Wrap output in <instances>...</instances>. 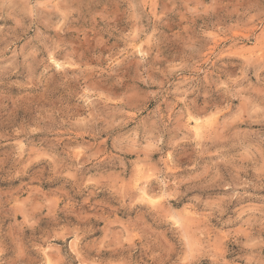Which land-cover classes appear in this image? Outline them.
<instances>
[{"label": "rangeland", "instance_id": "obj_1", "mask_svg": "<svg viewBox=\"0 0 264 264\" xmlns=\"http://www.w3.org/2000/svg\"><path fill=\"white\" fill-rule=\"evenodd\" d=\"M0 264H264V0H0Z\"/></svg>", "mask_w": 264, "mask_h": 264}, {"label": "bare ground", "instance_id": "obj_2", "mask_svg": "<svg viewBox=\"0 0 264 264\" xmlns=\"http://www.w3.org/2000/svg\"><path fill=\"white\" fill-rule=\"evenodd\" d=\"M139 52H140V51H139ZM200 127H201L200 123H199L198 121H196V122H195V130H199ZM201 128H202V127H201ZM195 130H194V131H195ZM141 190H142V189H141ZM143 190H144V189H143ZM146 192H147V191H146ZM141 193H142V192H141ZM147 194H148V193H147ZM144 195H145V194H144ZM147 196H148V195H147ZM149 197H150V196H149ZM149 197H148V198H149ZM150 198H151V197H150ZM144 199H146V198H144Z\"/></svg>", "mask_w": 264, "mask_h": 264}]
</instances>
